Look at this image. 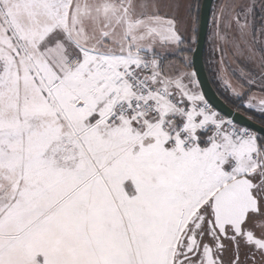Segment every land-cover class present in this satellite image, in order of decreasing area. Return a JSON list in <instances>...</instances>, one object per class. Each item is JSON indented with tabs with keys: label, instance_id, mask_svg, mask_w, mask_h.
<instances>
[{
	"label": "snow or ice",
	"instance_id": "6c2138e0",
	"mask_svg": "<svg viewBox=\"0 0 264 264\" xmlns=\"http://www.w3.org/2000/svg\"><path fill=\"white\" fill-rule=\"evenodd\" d=\"M185 0H0V264H264V135L185 70ZM264 130V0L214 13ZM260 71L227 77L226 57Z\"/></svg>",
	"mask_w": 264,
	"mask_h": 264
},
{
	"label": "rangeland",
	"instance_id": "374dc122",
	"mask_svg": "<svg viewBox=\"0 0 264 264\" xmlns=\"http://www.w3.org/2000/svg\"><path fill=\"white\" fill-rule=\"evenodd\" d=\"M199 1L200 0H185L186 3L191 4L192 10L184 12L185 23L181 28L182 35L184 36L186 42V49H192L194 51L195 44L197 40V31H198V15H199ZM225 3V0H215L212 16L210 21V32L207 41V63L209 65V70L211 71L213 80L216 86L223 92L225 95L232 97L234 100L236 98L232 95L229 89L225 86L223 79L221 78L220 69H219V59L220 53L218 51V40L216 37V25L214 23V13H218V10L222 4ZM187 52V51H185ZM183 53V56L186 57V61L181 57H177L181 62V66L185 70L191 71L192 69V56L187 53ZM226 67H227V77L230 78L233 84L239 82L241 70L244 71H253L259 72L260 69L250 64L243 56H234L229 53L226 57Z\"/></svg>",
	"mask_w": 264,
	"mask_h": 264
},
{
	"label": "water",
	"instance_id": "95a60500",
	"mask_svg": "<svg viewBox=\"0 0 264 264\" xmlns=\"http://www.w3.org/2000/svg\"><path fill=\"white\" fill-rule=\"evenodd\" d=\"M215 0H202L200 8L199 26L197 33L196 46L192 54V69L198 74L200 87L208 103L227 119H234L239 125L246 126L264 135L260 123L249 119L244 113L235 110L220 97L213 87L205 65V50L209 33V26Z\"/></svg>",
	"mask_w": 264,
	"mask_h": 264
},
{
	"label": "trees",
	"instance_id": "16d2710c",
	"mask_svg": "<svg viewBox=\"0 0 264 264\" xmlns=\"http://www.w3.org/2000/svg\"><path fill=\"white\" fill-rule=\"evenodd\" d=\"M201 2H202V0L199 1L198 26H199V17H200ZM214 3H215V1H214ZM213 6H214V5H213ZM209 32H210V26H209ZM197 33H198V31H197ZM208 36H209V33H208ZM207 41H208V38H207ZM195 46H196V44H195ZM186 53H187L188 55L192 56V54H193V50L191 49L190 51L185 52V54H186ZM205 65H206V69H207V73H208V75H209L210 81H211L213 87L215 88V90L217 91V93L220 95V97H221L222 99H224V100L228 103V105H230L232 108H234L235 110H238V111L244 113L245 115H247V116L249 117L251 114L248 113V112H245L244 109H243L242 107H240V103H241L240 101H238V100H234L232 97H230V96H228V95H225V94H224L223 92H221V90L216 86V84H215V82H214V80H213V77H212L211 71L209 70V65H208V63H207V43H206V50H205ZM252 119L259 123V121H258L255 117H253Z\"/></svg>",
	"mask_w": 264,
	"mask_h": 264
},
{
	"label": "built area",
	"instance_id": "2783aa9c",
	"mask_svg": "<svg viewBox=\"0 0 264 264\" xmlns=\"http://www.w3.org/2000/svg\"><path fill=\"white\" fill-rule=\"evenodd\" d=\"M225 118V117H224ZM227 119V118H226Z\"/></svg>",
	"mask_w": 264,
	"mask_h": 264
}]
</instances>
